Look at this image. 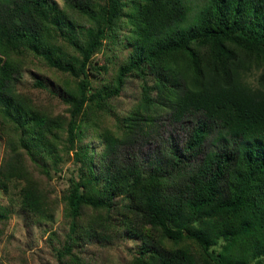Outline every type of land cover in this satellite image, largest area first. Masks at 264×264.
<instances>
[{
  "label": "trees",
  "instance_id": "obj_1",
  "mask_svg": "<svg viewBox=\"0 0 264 264\" xmlns=\"http://www.w3.org/2000/svg\"><path fill=\"white\" fill-rule=\"evenodd\" d=\"M192 11L190 0H1L0 188L10 203L0 202V222L20 207L50 225L63 202L65 241L57 247L45 229L59 264H94L93 233L135 243L121 264H264V0H207ZM124 49L114 77L95 87L96 55L108 70ZM37 63L55 72L60 91L50 90L66 110L17 87ZM130 76L138 95L119 111L112 101ZM160 104L173 122L200 115L186 146L168 166L134 153L123 162L121 146ZM68 159L59 201L52 173Z\"/></svg>",
  "mask_w": 264,
  "mask_h": 264
},
{
  "label": "rangeland",
  "instance_id": "obj_2",
  "mask_svg": "<svg viewBox=\"0 0 264 264\" xmlns=\"http://www.w3.org/2000/svg\"><path fill=\"white\" fill-rule=\"evenodd\" d=\"M63 7L65 0H55ZM1 2V0H0ZM193 11L192 16L203 6L207 0H190ZM130 48V47H129ZM113 62H109L108 70L99 68L106 64L103 53L96 55L92 62L90 72L97 73L91 76L95 87L103 86L106 79H112L116 73V66L123 63L127 50L118 52ZM111 55H113L111 53ZM95 61V62H94ZM97 64V65H96ZM101 72V73H100ZM55 72L43 64L29 66L23 69L17 87L28 92L35 101L54 105V111L66 110V104L62 98L53 91H60ZM99 73V74H98ZM41 80L49 87L36 86L35 82ZM104 80V81H103ZM53 89L50 90V89ZM139 89V79L128 77L120 96L116 97L112 104L119 111L127 110L130 104L136 101ZM153 120L146 121V127L141 131L135 142L124 143L120 148V159L124 162L128 153L135 154L138 159L145 163H162L169 165L172 159V150L183 148L189 140L194 125L198 121L199 114L190 115L183 123L173 122L170 118V109L164 105H158L153 110ZM95 145H98L96 142ZM181 152V150H180ZM7 154L6 142L0 139V166ZM119 159V160H120ZM74 169V162L68 159L64 162L63 171L52 173L51 188L53 196L62 198L64 190L68 187V177ZM173 184V182H172ZM171 184V186H172ZM121 204L127 199L120 197ZM0 202L10 203L9 198L0 188ZM56 232L54 244L58 247L63 243L69 231V220L65 214L63 202L59 203L56 209L52 224H39L34 222L28 215H25L20 207L12 208V214L7 222H0V264H59L55 255L53 244L50 240V233L45 229ZM96 233L87 235L85 239L86 255L94 264H121L131 255L133 241L122 239L119 235H108L95 238ZM128 243V244H127ZM219 249V246L216 248Z\"/></svg>",
  "mask_w": 264,
  "mask_h": 264
}]
</instances>
